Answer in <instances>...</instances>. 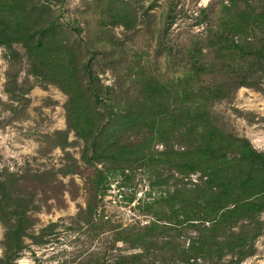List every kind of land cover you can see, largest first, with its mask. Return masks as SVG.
Returning a JSON list of instances; mask_svg holds the SVG:
<instances>
[{
	"label": "rangeland",
	"instance_id": "obj_1",
	"mask_svg": "<svg viewBox=\"0 0 264 264\" xmlns=\"http://www.w3.org/2000/svg\"><path fill=\"white\" fill-rule=\"evenodd\" d=\"M261 44L264 0H0V259L264 264V169L195 157L175 122L250 73L262 91L206 106L264 156Z\"/></svg>",
	"mask_w": 264,
	"mask_h": 264
},
{
	"label": "trees",
	"instance_id": "obj_2",
	"mask_svg": "<svg viewBox=\"0 0 264 264\" xmlns=\"http://www.w3.org/2000/svg\"><path fill=\"white\" fill-rule=\"evenodd\" d=\"M204 18L209 19L208 16L204 15ZM39 45L41 44V41L39 40ZM256 56H257V64L260 69L264 71V44H261L256 49ZM87 71V75L89 78H91L90 75V69L89 65L86 64L85 67ZM239 80H234L236 84L244 85L248 87H252L254 89H257L259 91H262V88L259 86V83L256 79L253 78L252 74H242L238 78ZM232 82L225 83L222 91H219L217 93H211L207 92L204 96V106L199 109L190 110V108L181 106L180 108L176 109L175 117H176V124L179 128L185 130H188V136L191 137L193 135L195 139V146L194 149H192L193 154L195 157L198 155V153L201 154H207L205 156H209L212 159H219L218 161H224L228 165L233 166H241V165H247V161H250L251 166H260L259 169H264V156L256 154L250 149L248 146L241 145L240 140L236 137L231 136V134L227 133L225 134L224 130L219 128L215 123V120L213 117H211L208 107V102L212 99H222L224 97H227L230 93L231 88L234 86ZM168 108L165 109V111L162 113L163 115H167ZM178 128V129H179ZM235 153V158L225 159L226 152ZM182 153L181 155H178V164H182V161L184 160ZM222 163V169L225 168V164ZM220 167V166H219ZM214 165H212L210 168H204L202 170L203 176H207V180L205 183L208 185V189L212 190V186L210 187V183L215 185V190L211 194H216L218 196H224L231 195V188H228L229 184H236L237 182L226 179L227 176H224L223 174H218L219 172H215L214 170L211 172L208 171V169H215ZM208 171V172H207ZM117 171L110 172V175L115 176ZM221 173V172H220ZM251 176V173H249ZM215 177L217 178L215 181ZM226 179V180H225ZM249 179H243L241 176L239 178V184L241 186H245V182L249 181ZM197 186V185H196ZM207 189V190H208ZM211 192V191H210ZM217 196V197H218ZM11 257L6 253L1 259L0 264H11Z\"/></svg>",
	"mask_w": 264,
	"mask_h": 264
}]
</instances>
